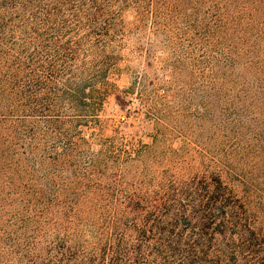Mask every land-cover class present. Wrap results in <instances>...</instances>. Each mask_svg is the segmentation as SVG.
Here are the masks:
<instances>
[{
    "label": "trees",
    "instance_id": "1",
    "mask_svg": "<svg viewBox=\"0 0 264 264\" xmlns=\"http://www.w3.org/2000/svg\"><path fill=\"white\" fill-rule=\"evenodd\" d=\"M131 15L196 18L225 41L224 79L260 132L250 175L76 170ZM66 133L78 143L59 149ZM263 136L264 0H0V264H264Z\"/></svg>",
    "mask_w": 264,
    "mask_h": 264
},
{
    "label": "rangeland",
    "instance_id": "2",
    "mask_svg": "<svg viewBox=\"0 0 264 264\" xmlns=\"http://www.w3.org/2000/svg\"><path fill=\"white\" fill-rule=\"evenodd\" d=\"M174 18L125 17L98 121L81 127L89 144L73 153L77 171L118 180L129 163L138 176L182 171L228 182L229 175L214 168L221 161L250 175L257 130L245 125L252 114L232 98L224 79L230 71L225 41L196 18ZM78 140L77 133H66L53 143L62 149ZM236 188L246 196L250 184Z\"/></svg>",
    "mask_w": 264,
    "mask_h": 264
}]
</instances>
